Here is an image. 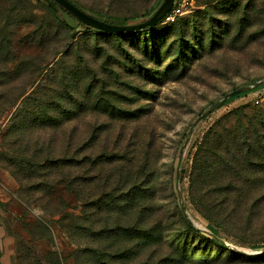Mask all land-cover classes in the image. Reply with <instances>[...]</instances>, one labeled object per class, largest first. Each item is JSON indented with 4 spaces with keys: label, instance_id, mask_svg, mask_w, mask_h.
<instances>
[{
    "label": "rangeland",
    "instance_id": "obj_1",
    "mask_svg": "<svg viewBox=\"0 0 264 264\" xmlns=\"http://www.w3.org/2000/svg\"><path fill=\"white\" fill-rule=\"evenodd\" d=\"M74 1L111 20L125 17L138 24L165 0ZM49 3L0 0V264H264V0H196L177 21L121 35L69 29L54 20ZM54 45L62 51L59 57L69 54L74 64L80 57V71L98 78L93 91L98 103L83 101V154L90 161L111 143L119 157L101 202L90 165L84 172L87 203L64 194L73 213L69 228L48 222L3 154V133L19 120L14 117L19 109L30 143L49 156L67 151L58 148L57 135L63 132L68 141L72 125L51 129L47 64ZM37 62L44 69L36 70ZM261 80L199 121L187 143L193 123L215 102ZM30 94L37 101L24 100ZM30 103L32 111L21 109ZM106 109L117 120L110 121ZM229 114H234L226 122L230 129L220 131L226 137L211 140V174L199 182L212 222L197 206L201 195L192 172L207 135ZM106 123L113 128L108 135ZM238 155L245 165L235 168ZM52 173L45 171L47 180ZM182 205L204 233L187 226ZM206 232L218 234L233 252Z\"/></svg>",
    "mask_w": 264,
    "mask_h": 264
},
{
    "label": "trees",
    "instance_id": "obj_2",
    "mask_svg": "<svg viewBox=\"0 0 264 264\" xmlns=\"http://www.w3.org/2000/svg\"><path fill=\"white\" fill-rule=\"evenodd\" d=\"M48 1H50L49 5L51 6L54 13V20L57 23H62L65 27L69 29L78 27L84 28L81 30H96L100 33L102 32L111 35H121L122 33L142 32L145 29L155 27L163 21H166L164 18L160 20L157 24L145 27L142 30L128 31L122 33L107 32L91 27L85 22H82L81 20L75 18L64 7H61L58 2H55L53 0ZM74 2L77 6L79 5L86 12L99 19H103L106 22L117 25L130 24L128 19L125 17L111 20L110 18L102 15L101 13H93L85 6H83L79 1ZM74 24H76V26ZM61 27L63 26H58V28ZM61 53L62 51L59 49V47H55L54 45L52 50H50L48 56L49 63L47 64V67L49 68V75L52 78L50 83L51 91L49 94L51 106L50 119H52L51 129H54L55 132H59V130L64 129V126L66 125H72V127L70 126L71 128L69 132H71V134H69L68 136V141H66V138L61 137V135L63 136L64 134L63 132L60 131L61 134L59 133L57 135V139L59 141V143H57L58 148L60 149L61 146L62 148H64L63 146H65L67 151L64 150L62 153L60 151V154H57L55 156H49L47 155L43 146H36L35 142L30 143L29 138L27 137V134L29 132V126L23 123L25 122V115L22 114L19 109L18 112H16L17 110L15 111L16 113L14 116L15 119L17 117H20L19 120L15 122V125H10L9 127H7V129L3 133V154L4 161L6 163L8 162L9 165L13 167L12 169H14V176H18L20 184L22 186V190L24 191L26 196L29 197V199H31L32 201L36 202L38 206L41 205V207L45 210V214L49 217L50 220L48 222H56L60 225L63 224V226L66 228H69L70 226L66 224L69 221L68 219L73 217V213L70 211L71 204L68 199L65 198L64 194H74L77 198H79V201L87 203L86 197H84V172L90 165L89 171L92 173L93 177L92 186H95V189L97 190V196L95 199L96 201L101 202L104 199V193L109 185L107 181L112 176V174H114L116 169L115 165L119 157L114 152V148L111 147V143L103 146V150H100L101 152L97 151V154L91 157L90 161L87 159V154H83L84 149L86 148L85 132H81L80 129V120L82 117H84V113L86 111L83 101L84 98L87 97V99L93 106L98 103L97 96L93 92L96 90L94 83L98 81V78L92 77L89 74H83L80 71V57L75 58L74 64L73 59L69 57V54L65 55L64 57H59ZM85 64H87V62ZM35 67L36 70L39 71L41 69H44L39 62L36 63ZM39 86H42V82L39 84ZM89 88H91L90 90L92 92H89ZM26 94L27 92H24L19 97H17L15 103H13V106H15L21 100V98H24ZM34 97H36V95L30 94L24 100H33ZM35 100L37 101V97L35 98ZM22 107L21 109H23L24 111L26 107H28L26 109L27 112L32 111V103H30L28 106L24 105ZM105 113L110 121H114V119L117 120L116 118H118L115 113L110 112L107 109ZM233 115L234 114H229L223 119H221L217 123V125L213 127L212 130L209 132L204 143L200 146L198 150L199 152L196 155L192 172L193 186L196 187V192L198 191V194L201 195L198 199V202H196L197 206H199V210L201 211L203 216L212 222H214L213 217L209 213L207 214V211L205 210L206 200H204V197L201 194L199 182L201 181V179H206L207 177H209L211 174L210 171L214 167V143L211 140L218 134L221 142L223 141V139L226 137L225 131L230 129L226 126V122H229L231 120L230 118ZM15 119H13L12 124L14 123ZM37 121H39V118ZM23 129L25 130L23 131ZM112 129V125H110V123H106L104 130H106L107 135L112 132ZM222 129L225 130L223 133L220 132ZM16 144L20 145L18 149L16 148ZM247 145L251 146L250 143H248ZM33 146H35V148ZM244 165V158H241L238 155V158L236 159L235 168H240ZM224 168L225 171L230 170L228 166H225ZM48 169H50L51 171L53 170V173L51 174L52 178L49 180H47V176L45 174V171H47ZM136 174H138L139 177L143 175L140 170H137ZM150 183L151 180L150 182H148V184ZM148 184L147 186H149ZM143 186H145L144 183ZM139 188L142 192H144V188L142 187V185L139 186ZM182 217L191 230L203 232L202 229L194 225L192 219L184 213L183 209ZM80 219L83 218L81 217ZM42 227L48 229V225L45 223H42ZM85 227L86 226L83 224L79 228L83 230ZM206 234L209 236L212 235L211 237L214 239V242H218L219 244L233 252V250L228 247L226 241L221 238L218 234H214L212 232L211 235L210 232H206ZM53 264H59V262L56 260L55 262H53Z\"/></svg>",
    "mask_w": 264,
    "mask_h": 264
},
{
    "label": "water",
    "instance_id": "obj_3",
    "mask_svg": "<svg viewBox=\"0 0 264 264\" xmlns=\"http://www.w3.org/2000/svg\"><path fill=\"white\" fill-rule=\"evenodd\" d=\"M53 1L58 2L62 7H64L75 18L81 20L82 22H85L89 26L94 27V28L99 29V30H103V31H107V32H113V33H122V32H128V31L142 30L145 27L153 26V25L157 24L160 20H162L166 17V15L173 9L174 3H175V0H165L160 8L151 17H149L148 19H146L142 23L117 25V24H112V23L106 22L103 19H99V18L91 15L90 13H88L84 9H82L79 5L77 6L75 4V2L72 0H53ZM262 82H263L262 80L257 81L254 83V85L244 86V87H240L238 89H235V90H233V92L227 94L223 99L215 102L212 105L211 109H209L208 111L203 113L193 123V125L190 128V133H189L187 143L189 142L191 135L194 132V127L197 125V123L199 121H201L205 117L212 114V112L215 111L216 109H218L229 97H233V95L240 94L242 92H247V91L253 90L255 87L260 86ZM183 155H184V151L182 150L180 163H179V166L177 169V173H178L179 177L181 175L180 171H181V163L183 160ZM179 186L180 185L178 182L177 187H178V193L180 195V187ZM180 196H182V195H180ZM182 208H183L184 213L186 215H188L186 210H185V207L183 205H182Z\"/></svg>",
    "mask_w": 264,
    "mask_h": 264
},
{
    "label": "built area",
    "instance_id": "obj_4",
    "mask_svg": "<svg viewBox=\"0 0 264 264\" xmlns=\"http://www.w3.org/2000/svg\"><path fill=\"white\" fill-rule=\"evenodd\" d=\"M196 0H175L173 9L166 15L165 20L176 21L177 18L187 14Z\"/></svg>",
    "mask_w": 264,
    "mask_h": 264
}]
</instances>
